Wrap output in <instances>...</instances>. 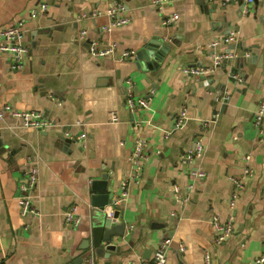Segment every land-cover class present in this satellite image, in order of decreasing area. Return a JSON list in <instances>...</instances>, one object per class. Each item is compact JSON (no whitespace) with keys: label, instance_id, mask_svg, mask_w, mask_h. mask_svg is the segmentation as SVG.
Masks as SVG:
<instances>
[{"label":"crops","instance_id":"obj_1","mask_svg":"<svg viewBox=\"0 0 264 264\" xmlns=\"http://www.w3.org/2000/svg\"><path fill=\"white\" fill-rule=\"evenodd\" d=\"M152 1L0 0V26L26 20L21 42L30 48L20 68H13L10 54H0V105L37 110L52 121L40 131L9 113L0 120V264H67L88 252L83 246L92 239L90 186L107 169V189L96 191L120 197L114 220L126 225L112 240L115 250L104 256L90 247L95 264H142L164 238H171L167 264H260L264 121L260 133L254 114L264 95V0H255L246 14L235 0ZM43 3L47 11L32 18L30 10ZM116 3L125 7L116 17L130 22L111 25L116 17L108 9ZM173 13L179 18L164 24ZM82 29L85 38H79ZM231 32L236 40L225 42ZM154 36L174 41L157 66L121 56L141 50ZM94 41L117 42V49L92 56ZM233 44L243 62L237 72L231 73L232 65L225 72L217 56ZM186 66L207 72L194 76ZM128 81L135 98H148L146 107H128ZM184 107L185 123L176 127ZM62 137L75 141L62 144ZM198 137L205 152L187 165L182 158ZM138 138L147 156L133 178ZM30 158L39 168L31 196L36 211L23 215L18 196ZM193 168L205 176L194 175ZM231 176L243 183L235 209L228 204ZM126 178L128 194L122 196ZM72 204L83 219L77 227L65 220ZM215 218L232 219L233 232L222 242Z\"/></svg>","mask_w":264,"mask_h":264},{"label":"built area","instance_id":"obj_2","mask_svg":"<svg viewBox=\"0 0 264 264\" xmlns=\"http://www.w3.org/2000/svg\"><path fill=\"white\" fill-rule=\"evenodd\" d=\"M173 0H153L152 5L162 6L163 4L169 3ZM240 2L241 12L244 14L250 11L251 6L255 3V0H235ZM226 2H230V0H226ZM124 5L122 3H116L111 8L108 9V14L113 17H116L120 11L124 9ZM48 5L43 3L39 6H36L30 10V16L35 18L39 15V13L47 11ZM99 13V12H96ZM95 14V13H94ZM86 15V14H84ZM179 18L178 13H173L171 16H166L163 19L164 24H168L170 22H174ZM25 22L26 20L21 19L16 21L13 25L10 26H0V54L8 53L11 55L13 68H20L23 66V61L25 57L28 55L30 48L21 42V39L25 32ZM130 22V18L128 16H118L113 18L111 25L119 26ZM87 34L86 29H82L79 32V38H85ZM225 42L231 43L236 40L235 33H229L228 35L223 37ZM218 42V40L212 42L214 45ZM117 49V42H111L106 46H101L98 44V41L91 42L89 45V53L92 56H106L113 54ZM123 58H137L138 51L136 49L124 50L121 53ZM223 56H217V62H221ZM184 71L188 74L199 76L205 75L206 70L200 67H185ZM133 83L132 81H128V87L126 89V103L131 110H136L138 107H146L148 105L147 97L135 98L133 93ZM228 97V96H226ZM9 113L13 115L16 119H18L21 124L27 128L37 129L40 131L47 130L51 125L52 121L46 117H43L42 114L33 109L28 108H15L11 104H3L0 105V120L4 118V116ZM187 109L182 108L177 116L175 121L176 127H181L186 120ZM264 121V95L260 99L258 104V108L254 114V125L262 132V124ZM205 152V146L200 137H198L194 145L186 151L182 158V162L187 165L195 164L197 158L203 156ZM147 156L146 152V144L145 141L141 138L136 139L134 148L131 153V162L133 165V178H137L140 176V172L142 169V159ZM30 165L27 168L25 179L20 184V194L18 196V202L20 204L21 213L28 214L34 213L36 210L32 204L31 196L38 184L39 177V168L38 163L34 158H30ZM252 170L250 168L246 169V173H250ZM192 173L196 176L203 177L205 173L202 170H198L196 168L192 169ZM232 182V189L228 198V204L230 209H235L238 199L240 197V192L243 189L242 181L235 177H230ZM128 185L129 178L124 179L121 185L122 196H126L128 194ZM119 194V195H120ZM118 195V196H119ZM120 197H116L111 203L110 207L106 208L107 212L110 214L113 211V205L119 203ZM65 220L68 224L72 226H79L83 219L80 212L79 207L76 204L70 205L65 211ZM216 230H217V241L226 240L233 232L232 229V219L230 218L227 222H220L218 218H215L214 221ZM171 238H164L157 248L154 251L153 257L151 260H144L142 264H167L168 260V250L170 248ZM181 249H184L183 246ZM94 252L91 250L86 257V264H95L94 262ZM206 259L210 260V254H206ZM257 263H264V254L256 259Z\"/></svg>","mask_w":264,"mask_h":264},{"label":"water","instance_id":"obj_3","mask_svg":"<svg viewBox=\"0 0 264 264\" xmlns=\"http://www.w3.org/2000/svg\"><path fill=\"white\" fill-rule=\"evenodd\" d=\"M174 41L161 38L160 36H154L147 45L138 51V63L139 65H154L157 66L162 62L164 56L168 53L169 49L173 46ZM235 46L236 44L229 45L228 50L225 52V56L220 62V65L225 72L228 71V65H232L231 73H235L238 70V66L242 65L244 57L235 56ZM234 75V74H233ZM233 77V76H232ZM204 78V77H202ZM220 97V96H219ZM222 97V96H221ZM220 97V98H221ZM1 134V130H0ZM75 140L70 138L62 137V144H70ZM0 149L5 148L2 146V139L0 137ZM109 170L104 172L99 179L92 181L90 189L94 192L90 195L91 204L94 207L93 210V228H92V239L85 240L86 245L83 249H88V252L82 254L80 257L67 264H85L84 261L89 254L90 247L95 248V251L99 255H104L108 252L115 250V244H112L114 236H120L124 234L125 225L124 221L117 222L119 216L118 210L112 211L110 214L107 212V205L113 202L110 191L105 193H97L96 190L105 191L107 189V184L110 179ZM90 250V251H89Z\"/></svg>","mask_w":264,"mask_h":264}]
</instances>
